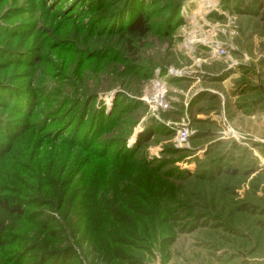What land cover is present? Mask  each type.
Wrapping results in <instances>:
<instances>
[{
  "label": "rangeland",
  "instance_id": "1",
  "mask_svg": "<svg viewBox=\"0 0 264 264\" xmlns=\"http://www.w3.org/2000/svg\"><path fill=\"white\" fill-rule=\"evenodd\" d=\"M0 222V264H264V0H0Z\"/></svg>",
  "mask_w": 264,
  "mask_h": 264
},
{
  "label": "trees",
  "instance_id": "2",
  "mask_svg": "<svg viewBox=\"0 0 264 264\" xmlns=\"http://www.w3.org/2000/svg\"><path fill=\"white\" fill-rule=\"evenodd\" d=\"M147 21L146 19H143L142 17H138L132 25L129 27V34L133 37H145L147 33ZM147 138V137H146ZM3 205H6V202L2 203ZM6 208V206H5ZM7 209V208H6ZM3 230V224L0 222V246H1V234Z\"/></svg>",
  "mask_w": 264,
  "mask_h": 264
}]
</instances>
